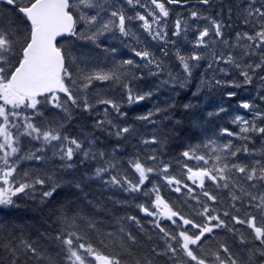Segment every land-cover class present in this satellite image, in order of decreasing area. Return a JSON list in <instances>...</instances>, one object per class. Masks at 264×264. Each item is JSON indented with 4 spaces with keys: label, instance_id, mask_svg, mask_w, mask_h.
Listing matches in <instances>:
<instances>
[{
    "label": "snow or ice",
    "instance_id": "snow-or-ice-1",
    "mask_svg": "<svg viewBox=\"0 0 264 264\" xmlns=\"http://www.w3.org/2000/svg\"><path fill=\"white\" fill-rule=\"evenodd\" d=\"M0 264H264V0H0Z\"/></svg>",
    "mask_w": 264,
    "mask_h": 264
},
{
    "label": "trees",
    "instance_id": "trees-1",
    "mask_svg": "<svg viewBox=\"0 0 264 264\" xmlns=\"http://www.w3.org/2000/svg\"><path fill=\"white\" fill-rule=\"evenodd\" d=\"M232 103H235V101H233ZM224 107H226V108H227V107H228V105H227V104H225V105H224ZM222 120H225V121H226V120H227V117H222Z\"/></svg>",
    "mask_w": 264,
    "mask_h": 264
}]
</instances>
